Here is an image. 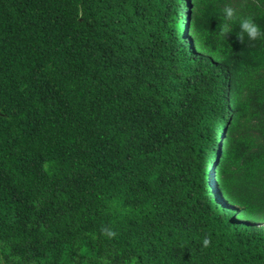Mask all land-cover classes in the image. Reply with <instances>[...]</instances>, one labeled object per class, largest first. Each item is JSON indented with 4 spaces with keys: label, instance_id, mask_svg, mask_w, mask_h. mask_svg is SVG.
<instances>
[{
    "label": "trees",
    "instance_id": "trees-1",
    "mask_svg": "<svg viewBox=\"0 0 264 264\" xmlns=\"http://www.w3.org/2000/svg\"><path fill=\"white\" fill-rule=\"evenodd\" d=\"M242 18L264 0H0V264H264Z\"/></svg>",
    "mask_w": 264,
    "mask_h": 264
},
{
    "label": "clouds",
    "instance_id": "clouds-1",
    "mask_svg": "<svg viewBox=\"0 0 264 264\" xmlns=\"http://www.w3.org/2000/svg\"><path fill=\"white\" fill-rule=\"evenodd\" d=\"M189 11L187 12L188 15ZM234 15V10L231 7H225L223 9V16L225 18L224 23L220 28V32L222 35H227L231 32V24ZM239 31L235 33V37L238 42H243L246 37L248 40H256L257 38L264 37V31H261L259 26L251 19V18H242L239 20ZM109 235L112 233L109 232ZM209 243L208 239L205 238L203 240V245L207 246Z\"/></svg>",
    "mask_w": 264,
    "mask_h": 264
}]
</instances>
